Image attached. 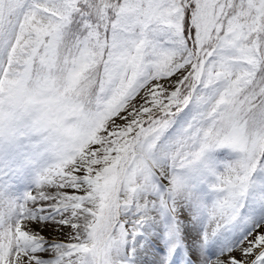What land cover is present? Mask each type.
<instances>
[{"label": "snow or ice", "instance_id": "obj_1", "mask_svg": "<svg viewBox=\"0 0 264 264\" xmlns=\"http://www.w3.org/2000/svg\"><path fill=\"white\" fill-rule=\"evenodd\" d=\"M0 264H264V0H0Z\"/></svg>", "mask_w": 264, "mask_h": 264}, {"label": "rangeland", "instance_id": "obj_2", "mask_svg": "<svg viewBox=\"0 0 264 264\" xmlns=\"http://www.w3.org/2000/svg\"><path fill=\"white\" fill-rule=\"evenodd\" d=\"M47 234V233H46Z\"/></svg>", "mask_w": 264, "mask_h": 264}]
</instances>
